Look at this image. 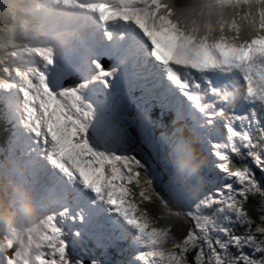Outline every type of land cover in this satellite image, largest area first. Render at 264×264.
<instances>
[{"label": "snow or ice", "instance_id": "1", "mask_svg": "<svg viewBox=\"0 0 264 264\" xmlns=\"http://www.w3.org/2000/svg\"><path fill=\"white\" fill-rule=\"evenodd\" d=\"M45 3L87 14L101 40L86 59L43 44L0 46V102L14 129L5 159L18 150L28 156L30 171L13 167V174L53 202L32 264H85L76 251L85 237L97 247L131 237L128 264H264V187L249 164L233 161L249 160L264 173V0H237L233 18L217 27L185 18L175 0ZM105 55L113 61L108 68ZM10 59L15 66L4 63ZM74 73L80 80L65 86ZM128 88L172 111L173 123L188 122L223 174L218 186L181 184L172 172L163 190L178 207L157 190L161 173L149 152L114 124ZM238 102L243 111H230ZM137 119L141 144L159 161L157 138L143 134L152 121L144 113ZM163 163L173 169L169 156ZM257 195L258 220L246 207ZM20 243L15 230H0V264H24Z\"/></svg>", "mask_w": 264, "mask_h": 264}, {"label": "clouds", "instance_id": "2", "mask_svg": "<svg viewBox=\"0 0 264 264\" xmlns=\"http://www.w3.org/2000/svg\"><path fill=\"white\" fill-rule=\"evenodd\" d=\"M239 6L237 0H175L177 12L202 27H217L221 22L231 20L234 9ZM95 28V20L87 14L48 6L45 0H0V46L43 44L51 46L58 56L71 50L77 59H86L101 40L98 33L93 37ZM175 124L179 125L180 120H175ZM182 143L185 167L194 175L201 164L198 136L191 133L185 123ZM13 167L19 173L27 174L30 158L17 151L14 157L0 162V230H15L21 239L19 249L24 264H32L36 236L53 202L45 193L38 194L20 175L13 174ZM189 171L182 177L183 184L191 178Z\"/></svg>", "mask_w": 264, "mask_h": 264}, {"label": "trees", "instance_id": "3", "mask_svg": "<svg viewBox=\"0 0 264 264\" xmlns=\"http://www.w3.org/2000/svg\"><path fill=\"white\" fill-rule=\"evenodd\" d=\"M261 203V199L260 198H255L254 201H250V203L247 205L249 213L253 215V217L255 219L258 220V211L257 209L259 208V205ZM152 211L154 212V216L156 215L155 213L156 211V205L153 206ZM179 227L181 229H183L185 227V225L183 224V222H179ZM179 234V233H178Z\"/></svg>", "mask_w": 264, "mask_h": 264}, {"label": "bare ground", "instance_id": "4", "mask_svg": "<svg viewBox=\"0 0 264 264\" xmlns=\"http://www.w3.org/2000/svg\"><path fill=\"white\" fill-rule=\"evenodd\" d=\"M3 141H8V139L7 138H3ZM1 158H3L2 156H1ZM200 180V179H199ZM69 199H71V196H69ZM109 247H110V249H111V247H112V244H109ZM111 250H113L114 251V249H111ZM132 251V250H131ZM115 252V251H114ZM107 253V252H106ZM116 253V252H115ZM132 253H133V251H132ZM116 255L119 257V260H121V263L123 264V263H125V264H127L128 263V261H126V260H123L122 259V257L120 258V256L116 253ZM123 260V261H122Z\"/></svg>", "mask_w": 264, "mask_h": 264}]
</instances>
